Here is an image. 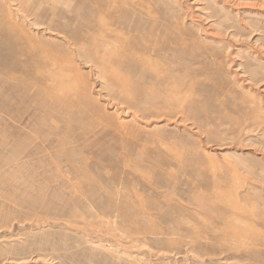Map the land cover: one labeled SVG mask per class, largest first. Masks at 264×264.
Wrapping results in <instances>:
<instances>
[{"label": "rangeland", "instance_id": "obj_1", "mask_svg": "<svg viewBox=\"0 0 264 264\" xmlns=\"http://www.w3.org/2000/svg\"><path fill=\"white\" fill-rule=\"evenodd\" d=\"M0 264H264V0H0Z\"/></svg>", "mask_w": 264, "mask_h": 264}]
</instances>
